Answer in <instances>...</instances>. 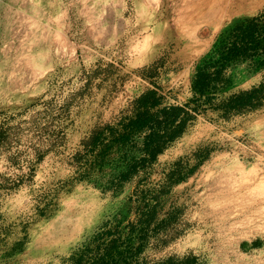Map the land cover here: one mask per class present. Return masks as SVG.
Listing matches in <instances>:
<instances>
[{
	"label": "rangeland",
	"instance_id": "1",
	"mask_svg": "<svg viewBox=\"0 0 264 264\" xmlns=\"http://www.w3.org/2000/svg\"><path fill=\"white\" fill-rule=\"evenodd\" d=\"M262 13L264 0H0V264H77L90 241L136 223L177 161L193 172L160 213L176 206L177 216L141 257L264 264V88L251 108L226 113L196 105L190 89L196 65ZM226 75L210 104L264 83V68L246 64ZM148 90L190 117L120 184L143 133L109 144L102 167L94 156Z\"/></svg>",
	"mask_w": 264,
	"mask_h": 264
},
{
	"label": "trees",
	"instance_id": "2",
	"mask_svg": "<svg viewBox=\"0 0 264 264\" xmlns=\"http://www.w3.org/2000/svg\"><path fill=\"white\" fill-rule=\"evenodd\" d=\"M264 13L254 18L244 20L235 24L229 31L224 42H220L217 59L212 57L202 59L195 67L190 81V89L193 94V101L197 104L207 103L226 112H238L244 108H251L254 100H257L258 93L264 88V83L248 91H241L224 98L217 105L210 104V101L219 91L227 90L230 85V78L226 73L229 69L239 64H246L252 73L264 68ZM192 108V105H191ZM194 106L192 109H195ZM190 117L184 107L175 105H164L153 90H148L140 94L135 99V112L122 125V130L116 132L112 128H106L109 132L106 143L98 146V152L94 156L95 162L102 167L103 160L109 159V144L122 143L135 133H143L141 150L134 156L127 154L122 168L114 176L118 183L128 181L139 169L153 162L164 150L167 143L179 137L185 124ZM111 133V134H110ZM93 144L97 145V140L92 138ZM103 163V164H101ZM187 171V172H186ZM193 172V168L186 170L179 162H175L165 175L164 183L158 191L150 194L144 205V211L139 215L134 224H129L125 233L115 232L108 241L105 239L100 244L95 245L90 241V245L85 247L77 264L86 258L88 264H198L197 259L188 255L182 258L169 256L154 262H146L141 257L150 237L163 231L165 226L172 225L178 213L176 206L160 215L165 199L163 195L172 188L184 181ZM148 193L145 194V199Z\"/></svg>",
	"mask_w": 264,
	"mask_h": 264
},
{
	"label": "bare ground",
	"instance_id": "3",
	"mask_svg": "<svg viewBox=\"0 0 264 264\" xmlns=\"http://www.w3.org/2000/svg\"><path fill=\"white\" fill-rule=\"evenodd\" d=\"M23 4H24V3H23ZM201 9H202V11H203V10H205V7H203V8L201 7ZM214 13H216V12H214Z\"/></svg>",
	"mask_w": 264,
	"mask_h": 264
}]
</instances>
